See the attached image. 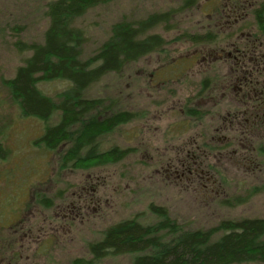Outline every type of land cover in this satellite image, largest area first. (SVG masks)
Masks as SVG:
<instances>
[{
    "label": "rangeland",
    "instance_id": "obj_1",
    "mask_svg": "<svg viewBox=\"0 0 264 264\" xmlns=\"http://www.w3.org/2000/svg\"><path fill=\"white\" fill-rule=\"evenodd\" d=\"M194 1L114 0L91 8L74 23L84 31L86 38L82 57L93 56L110 37L115 24L121 21L136 24L152 14L167 12L171 13L169 20L155 25L144 35L161 36L169 43L168 46L172 44L175 51L180 31L186 30L184 26L190 28L197 25ZM48 2L0 0V175L8 168L16 172L15 175L11 174L9 180L0 181V223H4L0 225H6L0 229V248L3 250L0 249V252L10 255V251L6 252L12 237L9 227L13 226L22 212L25 217L32 216L31 208L38 206V196H45L38 206L39 216L43 210L53 216V210L47 207L54 206L55 199L58 201L68 192L70 194L75 186L87 179V174L98 170L102 172L101 192L105 194L104 199L108 200L100 213L91 215L84 223L73 224L66 234L67 238L55 242L51 249L47 246L40 250L30 248L23 257L17 258V264H72L78 258L91 260L90 245L100 241L111 225L134 217L145 223L156 221L151 205L165 206L172 218L190 230L209 229L224 220L264 218V169L246 178L242 169L232 167L231 174L227 172L229 181L225 192L211 200L204 199L199 193L164 182L152 172L142 148H131L136 145V142H130L133 123L120 126L116 134H107L101 139L102 146L116 143L122 148H129L128 154L116 162L100 163L99 166L91 165L83 169L74 168L73 164L68 163L64 167L58 153L54 155L36 147L34 142L42 136L45 123L21 113L6 80L14 77L18 67L30 56L29 50H21L18 45L43 43L49 22L46 15ZM145 63V59H140L127 64L118 73L107 74L84 92L85 97L101 98L111 110L113 107L130 109L133 105L139 110L138 105L144 104V95L141 91L132 97L129 85ZM39 87L56 100L60 93L70 88V83L56 79L42 82ZM261 163L264 168V156ZM33 189L38 196L31 193ZM17 238L20 240L21 236ZM132 258L133 255L129 253H111L90 264H131Z\"/></svg>",
    "mask_w": 264,
    "mask_h": 264
},
{
    "label": "flooded vegetation",
    "instance_id": "obj_2",
    "mask_svg": "<svg viewBox=\"0 0 264 264\" xmlns=\"http://www.w3.org/2000/svg\"><path fill=\"white\" fill-rule=\"evenodd\" d=\"M194 2L197 25L184 26L175 51L163 41L132 61L146 60L129 85L132 97L142 91L144 104L137 103L139 110L136 105L126 110L134 114L128 122L133 123L130 142H136L131 148H142L152 172L170 185L211 200L225 192L232 167L242 169L246 178L264 169V0ZM118 110L113 107L112 112ZM119 127L115 122L96 136L92 144L97 154L120 151L119 144L101 142ZM72 147L69 140L51 152L65 158ZM80 165L77 169L99 166ZM101 173L87 174L70 194L55 199L54 206L47 207L53 216L44 210L39 216L45 196L40 198L33 189L38 206L31 208L32 216L22 212L15 223L12 220L11 243L6 246L10 255L0 252V264H17L30 248L51 249L67 238L73 224L100 213L108 202L101 192ZM19 235L20 240L15 239Z\"/></svg>",
    "mask_w": 264,
    "mask_h": 264
},
{
    "label": "trees",
    "instance_id": "obj_3",
    "mask_svg": "<svg viewBox=\"0 0 264 264\" xmlns=\"http://www.w3.org/2000/svg\"><path fill=\"white\" fill-rule=\"evenodd\" d=\"M112 1L49 0L46 11L49 22L43 43L18 45L21 50H29L30 56L18 67L15 76L6 80L21 113L45 123L42 136L34 142L36 147L51 152L72 140L74 147L69 157L58 154L64 167L67 163L79 168L86 162H116L128 154V149L122 147L118 152L97 154L92 143L96 136L108 132L112 124L125 125L134 114L126 109L112 112L101 98L85 97L84 92L107 74L122 71L165 41L159 35L144 34L168 21L170 12L152 14L136 24L128 21L115 24L110 37L94 55L83 58L86 38L84 31L75 26V20L89 9ZM56 79L68 81L70 88L55 100L39 84ZM98 115L102 117L99 119ZM82 153L86 155L82 157ZM11 174L16 172L6 169L0 181L9 180ZM150 209L156 221L145 223L134 217L111 225L100 241L90 245L91 260L78 258L72 264H90L111 253L132 254L131 264H264L263 217L224 220L209 229L190 230L172 218L165 206L151 205ZM1 225L0 229L6 226Z\"/></svg>",
    "mask_w": 264,
    "mask_h": 264
}]
</instances>
